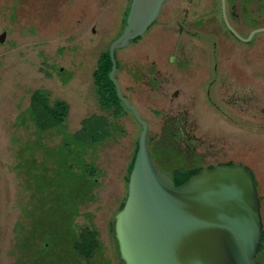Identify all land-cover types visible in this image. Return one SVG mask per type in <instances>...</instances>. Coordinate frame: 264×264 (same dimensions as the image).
I'll use <instances>...</instances> for the list:
<instances>
[{
    "label": "rangeland",
    "instance_id": "rangeland-1",
    "mask_svg": "<svg viewBox=\"0 0 264 264\" xmlns=\"http://www.w3.org/2000/svg\"><path fill=\"white\" fill-rule=\"evenodd\" d=\"M120 10L121 2L117 0H104L102 4L100 0H0V35L5 32L0 42V264H32L34 255L27 253H33L36 247L34 240L22 241L21 229H25L28 220L24 211H32L38 199L28 187L24 173L17 169V154L38 137L48 146L60 142L58 136L49 132L37 136L32 123H22L19 116L36 89H46L51 99L68 103L66 125L70 132L80 127L83 118L101 113L92 74L100 55L108 50L117 33ZM95 11L98 15L92 16ZM170 33L176 36V32ZM143 45L146 43L140 41L127 49L115 50L121 59L115 77L148 125V144L153 148L149 149L158 170L167 168L157 161L154 148L165 142L164 120L177 112L198 118L196 123L205 152L207 148L221 147L225 139L234 143L241 140L247 145L261 144L264 159V63L260 60L250 63L247 57L240 56L237 64L241 63L247 72L260 71L261 77L251 78L245 73L248 78L239 79L230 73L236 67L230 49L221 56L227 73L220 79L224 63L219 61L218 50L211 44L204 45L203 51L201 45L192 47L187 42L182 53L176 46L163 44L159 49L161 59L155 63V69L161 72L162 85L158 91L156 87L149 90L142 74L136 79L137 73H133L153 59L154 52L149 53ZM146 54L151 56L147 59ZM215 86L211 98L220 109L205 97ZM175 89L179 93L173 97ZM234 93H247L252 98L243 106L246 111H234L225 104L223 98L233 97ZM118 123L125 134L97 147L91 154L90 161L98 172L96 198L80 209L76 225L95 230L102 239L105 254L112 262L122 264L112 226L126 197L127 165L137 147L141 127L127 111ZM40 156L37 161L45 158V154ZM260 170L257 169L260 186L257 193L264 195V178L260 176L264 170Z\"/></svg>",
    "mask_w": 264,
    "mask_h": 264
},
{
    "label": "water",
    "instance_id": "water-1",
    "mask_svg": "<svg viewBox=\"0 0 264 264\" xmlns=\"http://www.w3.org/2000/svg\"><path fill=\"white\" fill-rule=\"evenodd\" d=\"M165 0H133L122 34L109 46V79L141 131L126 197L114 216V236L124 264H256L262 233L260 199L252 172L242 165L204 169L176 186L158 170L148 145V125L116 80V49L142 36ZM241 41L248 42L229 26ZM5 32L0 35L3 42Z\"/></svg>",
    "mask_w": 264,
    "mask_h": 264
},
{
    "label": "flooded vegetation",
    "instance_id": "flooded-vegetation-1",
    "mask_svg": "<svg viewBox=\"0 0 264 264\" xmlns=\"http://www.w3.org/2000/svg\"><path fill=\"white\" fill-rule=\"evenodd\" d=\"M117 2H121V10L117 25V33L110 44L122 34L133 0H117ZM100 3H104V0H100ZM224 13L229 26L241 38L246 39L252 31L264 28V0H224ZM93 15L96 16L98 13L95 11L92 16ZM94 30L95 29L92 28L91 31L94 32ZM172 31L174 33L176 32V36L172 37L170 33ZM263 33L264 32L254 33L248 42L241 41L225 24L222 0H165L160 7L157 18L147 28L145 33L140 37L130 40L127 47L118 50L127 49L140 41L146 43V45L143 46H146L150 50L149 53L154 52V55H152L153 59L150 62L147 61L150 64L145 66L141 71L136 68L133 73H137L136 79L142 74L144 85L149 90H153L156 87L158 91L162 85V81L159 80V78H161V72L155 69V63L161 59L162 55L159 49L163 44L176 46L181 53L184 51L183 47H185L187 42H190L192 47L201 45L203 51L206 50L204 45L211 44L214 49L218 50L217 57L219 61H223L224 63L222 70H220V79L223 77L225 78V73H227L225 68L226 62L223 58L221 60V56L231 49L230 52L233 55V59L236 58L232 63L236 67L234 70L230 71L232 76L237 78L245 76V79H247L248 75L246 76L245 73H249V77L251 78H260V71L253 69V71L247 72V70L245 71L241 68V63H239V65L236 61L240 60V56L243 55L245 59L247 57L250 63L253 61V63H258L257 61L259 60L264 63ZM155 47H158V49ZM117 51L114 52V55L118 71L121 59L117 56ZM150 56L151 54H146L145 58L148 59ZM243 62L245 61L243 60ZM220 82L221 80L218 83ZM119 86L122 92L121 85L119 84ZM216 86L214 90L208 92L205 97L207 102L209 101L212 105H215L217 109H220L218 103L214 102L211 98L217 89ZM227 89L228 88L223 89L224 94ZM248 89L250 90V88ZM185 92H187V89ZM178 93L179 90L175 89L172 96L176 97ZM122 94L124 95L123 92ZM246 94L247 93H234L232 94L233 97L223 98V100L232 110L244 111L245 108L243 106L248 105L252 100V98H248ZM226 100L229 101L226 103ZM197 121L198 118L189 115L187 112H177L164 120L163 127L167 129V134H164L165 142L163 146L166 150L164 153L167 155L164 154L159 161V163L162 162L167 168V170L163 172L167 173L172 178L173 182H175V175L179 172H196L197 174L204 169H211L216 166L242 165L252 172L256 188L259 192L260 186L257 178V169L259 170L264 162L261 144L247 145L241 140H237V142L234 143L233 141L225 139L221 147L216 149L211 148L210 150L207 148L205 152L203 149L204 139L201 133H199ZM212 149L215 151L213 152ZM258 196L260 199L262 233L257 248L256 264H264V248L262 247L264 243V195L258 193ZM95 240L97 246L90 259H83L80 254L73 252L71 247L66 245V247L58 249V254H53L47 259L48 264H118L112 262V259L105 254L104 244L98 234ZM115 245L117 246V242ZM37 251H39L38 248L32 253L34 255L32 264H42L38 261L39 257Z\"/></svg>",
    "mask_w": 264,
    "mask_h": 264
},
{
    "label": "trees",
    "instance_id": "trees-1",
    "mask_svg": "<svg viewBox=\"0 0 264 264\" xmlns=\"http://www.w3.org/2000/svg\"><path fill=\"white\" fill-rule=\"evenodd\" d=\"M111 65L107 50L100 55L92 74L101 113L83 118L76 131L70 132L67 129L68 103L61 99H51L46 89L32 91L27 108L19 116L22 123H32L37 136L49 132L60 140L59 144L48 146L38 137L17 154V169L24 173L28 187L38 199L32 211H24L28 220L27 224L24 223L25 229H21V234H24L22 241H35V249H39L38 261L42 264H48L47 259L58 254V249L66 245L85 260L92 257L97 246V233L88 227L78 228L75 221L80 209L96 198L98 172L90 161L92 152L125 134L118 120L127 110L118 99L109 79ZM155 149L159 162L166 150L161 143H157ZM136 150L137 147L127 166L126 182ZM41 153L45 154V158L37 161ZM195 174L179 172L175 175L174 184L179 186ZM27 254L32 255L29 251Z\"/></svg>",
    "mask_w": 264,
    "mask_h": 264
},
{
    "label": "crops",
    "instance_id": "crops-1",
    "mask_svg": "<svg viewBox=\"0 0 264 264\" xmlns=\"http://www.w3.org/2000/svg\"><path fill=\"white\" fill-rule=\"evenodd\" d=\"M262 171L264 170V162L262 163V165H261V168H260ZM260 170V171H261ZM262 175V176H261ZM260 176H261V179H263L264 178V174L263 173H261L260 172ZM263 181H264V179H263Z\"/></svg>",
    "mask_w": 264,
    "mask_h": 264
}]
</instances>
